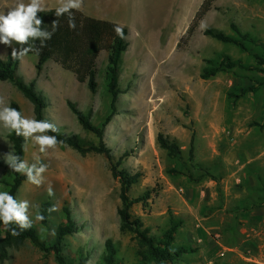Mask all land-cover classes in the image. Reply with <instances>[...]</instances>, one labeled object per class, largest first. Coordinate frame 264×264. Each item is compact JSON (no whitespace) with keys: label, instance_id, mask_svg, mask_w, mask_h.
<instances>
[{"label":"rangeland","instance_id":"rangeland-1","mask_svg":"<svg viewBox=\"0 0 264 264\" xmlns=\"http://www.w3.org/2000/svg\"><path fill=\"white\" fill-rule=\"evenodd\" d=\"M19 2L0 0V15ZM204 2L83 4L86 16L103 15L129 29V47L118 80L123 93L105 131L107 146L122 164L115 170L106 156H83L67 145H57L45 155L29 139L25 161L31 165L39 157L47 171L42 185L26 182L16 199L38 206L30 207V219L45 246L56 241L59 227L66 222L65 209L71 212L75 232L62 246L68 264L81 259L85 264H105L109 245L116 250V263L140 264V243L136 234L122 229L118 212L124 172L141 175L130 191L132 200L152 194L147 205L133 207L134 216L152 236L161 237L172 221L180 224L174 246L185 248L186 253L178 264H264V66L255 59L257 53L264 58V0H217L195 26ZM232 24L255 41H245L246 51L205 35L212 28L240 39ZM8 56L6 44L0 42V60ZM224 56L245 68L204 80V69L218 66ZM108 57L102 51L98 58L95 94L53 61L37 76L36 56L24 57L19 72L47 91L48 121L63 134L97 144L98 138L84 129L68 102L91 115L94 125H103L112 106L106 79ZM0 97L10 107L17 103L24 117L35 119L33 104L13 84L0 81ZM11 132L0 124V192L8 193L13 176L5 156L15 155ZM160 133L178 141L181 158L157 145ZM49 185L54 196L47 192ZM46 203L49 218L43 224L35 216ZM53 206L56 211H50ZM0 264L60 263L53 251L26 241L11 248L9 258L0 259Z\"/></svg>","mask_w":264,"mask_h":264},{"label":"trees","instance_id":"trees-1","mask_svg":"<svg viewBox=\"0 0 264 264\" xmlns=\"http://www.w3.org/2000/svg\"><path fill=\"white\" fill-rule=\"evenodd\" d=\"M216 1L217 0H205L195 19V26L206 18L208 13L213 9ZM55 10L56 8L38 13V18L43 20L41 25L42 30L53 32L51 39L44 41L43 46L39 39H30L29 44L23 46L17 44L15 41L12 42L11 46L6 45L9 56L8 60H0V81L13 84L17 90L33 104L36 120L48 121L46 119V112L50 106L49 101L37 90V86L34 82L27 83L24 78L19 75L18 70L21 60L13 59V49L19 51L21 47H32L33 50L28 52L24 57H38V76H40L44 65L49 61H53L66 71L73 73L78 82L86 84L94 94L99 88V68L97 61L100 53L102 51H107L109 57L106 66V79L108 84L107 87L112 97V106L111 113L105 119L103 125L101 127L94 125L91 121V115L82 112L73 102H68L69 108L77 117L80 124L86 131L93 133L98 138L99 142L97 144H85L79 137L63 134L61 131L48 132L46 134L57 136L58 141L61 142L58 143V145H67L83 156L92 153L106 156L111 163H113V167L116 170L117 166L122 164V160L116 162L112 150L105 142V131L108 124L117 114L116 104L119 95L123 93V91L119 90L118 80L123 65V56L129 47V29L112 21L86 16L82 10L77 11L73 9L72 13L75 17L76 24V28L73 30L69 27L68 14L65 13L63 16L57 17L55 15ZM56 20H58V28L53 31L52 23ZM115 25H119L123 28L125 39H121L117 36L114 31ZM231 27L233 31L239 35L240 39L232 38L223 31L212 28H208L205 31V35L224 44H234L243 51H246L248 47L245 41H250L249 36L243 35L235 24H232ZM193 30L194 29L191 31ZM250 42L254 43L255 41L251 40ZM36 49H39V52H37ZM262 50L264 52V49ZM255 59L259 65L264 66V58H262L259 53H257ZM235 68L245 67L242 63H236L230 57L224 56L218 66L212 65L211 67H206L202 78L208 80L225 70H232ZM11 107L16 108L23 116L22 109L17 103H12ZM48 122L51 123L50 121ZM10 140L13 144L15 155H18L21 160H25V145L27 146V142L22 136H17L15 131L11 132ZM157 145L161 149L168 151L169 155L174 158L182 157V150L178 141L168 135L160 133L157 138ZM9 171L13 176V183L10 185L9 194L17 199L19 190L28 182L27 176L13 171L10 166ZM173 173L178 172L174 170ZM140 177V174L130 176L126 172L122 173L120 194L122 205L118 210L122 221V229L136 234L141 247L138 253L140 264H178L181 255L186 253L185 248L176 249L174 246L176 233L180 224L178 225L175 221H172L170 229L164 232L161 237L157 238L152 236L150 234V229H145L143 222L133 214L134 205L143 203V206H145L152 196L150 192H147L136 200L131 199L130 191L132 187L139 182ZM49 207V203L43 205L41 212L45 217V219L41 221L43 224H46L48 221ZM65 215L66 222L59 227L56 241L50 246L42 245L33 223L31 228L25 230H20L16 224H13L11 227L16 228L20 233L17 236H13L11 231L0 221L1 261L4 262L9 258V251L11 248L21 245L26 241H31L37 247L43 248L46 251H53L60 264H68L63 255L62 246L64 239L75 232V222L71 218V212L68 209H65ZM104 261L105 264H118L116 263V250L111 245L108 246L107 257ZM85 263V260L81 259L75 264Z\"/></svg>","mask_w":264,"mask_h":264},{"label":"clouds","instance_id":"clouds-1","mask_svg":"<svg viewBox=\"0 0 264 264\" xmlns=\"http://www.w3.org/2000/svg\"><path fill=\"white\" fill-rule=\"evenodd\" d=\"M83 0H60V6L56 8L55 15L57 17L68 14L69 27L73 30L76 28L75 17L72 10L81 11ZM45 11L44 0H30L25 4L23 0L12 8L6 15H0V42L11 46L15 41L17 44L23 46L28 45L31 40H41L43 42L51 39L53 32L42 30L41 25L43 20L38 18V13ZM53 31L58 28V20L52 23ZM114 31L121 39H125L123 28L119 25L114 26ZM32 47H21L18 51L13 49V59L23 60V57L28 52L32 51ZM39 52V49H36ZM0 124L9 132L15 131L17 136H22L27 142L29 139L39 145V151L47 155L49 149L55 150L58 143L57 136L47 135L48 132H59L56 125L48 121L29 119L22 116L21 112L16 108L8 106L4 97H0ZM25 145V151H26ZM37 163L31 165L27 161L21 160L18 155L11 153L5 156L6 163L10 168L22 175L27 176L29 183L40 186L44 183L43 173L47 171V165L39 163V157H35ZM49 196H54V191L51 185L47 188ZM30 207H37L30 205L27 200L17 201L8 192H0V221L4 226L11 231L13 236L20 233L16 228L11 227L16 224L20 230L29 229L32 227V220L30 219ZM50 211H56L53 206ZM37 221H42L45 217L37 211L35 216Z\"/></svg>","mask_w":264,"mask_h":264},{"label":"crops","instance_id":"crops-1","mask_svg":"<svg viewBox=\"0 0 264 264\" xmlns=\"http://www.w3.org/2000/svg\"><path fill=\"white\" fill-rule=\"evenodd\" d=\"M18 1H20V0H18ZM117 0H83V4H100V5H98V7H100V6H102L103 7V4H105V2L106 3H114V2H116ZM23 2H26V3H29L30 2V0H23ZM44 3L45 4H57V3H60V0H44ZM86 8V7H85ZM85 8H84V6H82V10L83 11H85ZM48 9H55V8H49V7H45V10H48ZM87 16H89V17H92V18H96V19H100V20H105L102 16H100V15H95V14H88ZM116 23V22H115ZM20 68V67H19ZM37 68V67H36ZM69 72V71H68ZM18 73H19V75L20 76H22L23 78H24V80L27 82V83H29L28 81H27V76L25 75V74H23V73H21V72H19V70H18ZM71 73V72H70ZM41 75V74H40ZM37 76H38V74H37ZM37 78V77H36ZM78 81V80H77ZM80 83V82H79ZM37 86V90L39 91V92H41L47 99H48V97L45 95V93L44 92H47V91H45V89L43 88V87H39V84H37L36 85ZM47 111H48V109H47Z\"/></svg>","mask_w":264,"mask_h":264}]
</instances>
